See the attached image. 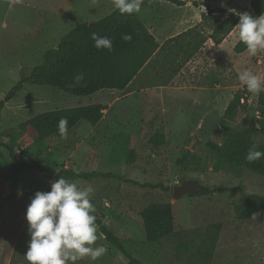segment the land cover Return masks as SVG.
Instances as JSON below:
<instances>
[{"label": "rangeland", "instance_id": "rangeland-1", "mask_svg": "<svg viewBox=\"0 0 264 264\" xmlns=\"http://www.w3.org/2000/svg\"><path fill=\"white\" fill-rule=\"evenodd\" d=\"M211 1L225 8L211 7L219 18L217 22L212 21L214 24L227 18L229 10L237 12L234 16H238V21L232 29L235 28L234 36L238 40L236 25L239 14L247 10L248 0ZM165 6L170 5L164 0H150L135 13L146 25L157 24L163 28L170 25ZM207 8L210 9L209 5ZM115 9L113 0H0V101H5L0 112V142L12 146L17 160L35 162L43 167L42 171H23L16 194L5 200V210L0 216V264H28L25 253L31 237L27 206L35 192L51 190L55 181L52 170L68 169L114 174L109 178H75L69 182L83 188L92 187L90 198L96 201L103 223L120 238L132 257L146 264H204L202 252L209 246L213 248L207 254L208 264H264V218L239 221L234 212L243 194L264 195V176L220 163L207 146L209 141L222 143L223 138L241 124L244 115L249 114L250 121L253 118L258 129L262 115L255 108V100L264 91L249 92L239 81L237 91H242V97L247 100L248 112L239 111L234 121L220 116L212 119L211 124L203 121L195 135L196 124L186 127L194 122L190 118L199 111L189 118L182 112L167 118L169 125L171 122L175 125V135L170 132L160 145L148 141L150 136L162 134L153 127L159 120L145 118L148 110L156 114L161 111L162 104L155 91L148 92L152 97H147L146 93L117 101L122 94L118 90L102 89L81 96L52 86L24 83L13 94L12 88L23 76H28L34 66L42 63L46 52L56 48L75 25L99 20ZM232 19L229 17L228 23ZM213 28L204 31L212 33ZM158 56L157 53L151 60L153 64L156 58L159 60ZM238 60L242 72L246 59L239 57ZM251 60L262 68L263 72L256 74L264 80V50L251 56ZM226 64L224 59L218 66L225 69ZM162 71L166 72L163 66ZM146 72L139 75L145 80L137 83H161L156 77L159 74L152 77ZM237 76L239 78V74ZM227 79L237 80L233 73ZM146 97L147 105L142 103ZM96 103L103 108L98 124L80 121L73 127L78 131H73L75 134L72 132L67 139L50 136L38 141L34 132L18 126L43 112ZM198 108L201 107L198 105ZM158 128L161 127L158 125ZM170 129L172 131V126ZM0 153L1 191L6 196L10 191L13 162L5 146L0 145ZM178 159L182 161L180 164ZM125 179L161 185L137 187ZM188 179L197 180L200 188L220 189L207 195L186 194L179 199L173 198L172 187ZM151 202L171 204L176 236L148 243L139 212ZM96 235L98 239L92 247L103 245L107 251L96 260L86 256L75 264H127V258L106 241L97 226Z\"/></svg>", "mask_w": 264, "mask_h": 264}, {"label": "trees", "instance_id": "trees-1", "mask_svg": "<svg viewBox=\"0 0 264 264\" xmlns=\"http://www.w3.org/2000/svg\"><path fill=\"white\" fill-rule=\"evenodd\" d=\"M149 1L143 0L141 7ZM165 1L177 5L183 4V0ZM249 9L255 16L262 15L264 13V0H250ZM234 15V12H230L228 17L219 24L213 23L214 30L211 33V38L215 43H219L237 23L238 16ZM229 17H233L231 23H228L230 21L228 20ZM90 23L80 22L64 35L56 48L46 52L43 62L34 66L30 74L23 76L12 88L13 94L24 83L52 86L81 96L90 95L102 89L123 90L158 48L154 36L139 20L135 12L130 15H122L118 9H115L103 18ZM93 33L100 37L110 38L112 50L109 51L107 48L97 49L95 41L92 39ZM128 34L132 38L126 41L123 36ZM233 49L236 53H241L247 48L238 40ZM242 98V91L234 93L224 110L223 118L234 121L239 111L248 112V105L246 101H241ZM4 102L3 100L0 101V112L4 107ZM255 108L262 115L258 129L255 127V120L252 118V121H250L251 116L247 114L244 115L245 118H243L241 124L223 138L222 143L217 144L209 141L207 146L218 156L220 163L232 168H245L264 176V157L252 163L246 160V155L252 145L257 144L259 145L258 150L264 151V138H262L264 134V93L259 94L256 98ZM102 109V105L98 103L55 109L33 116L21 122L18 126L20 129L34 132L38 141L50 136L61 138L58 131V123L61 118H67L69 132L80 121H87L91 125H96L102 118ZM148 141L151 144L160 145L165 142V137L162 134H155L150 136ZM0 145L6 147L13 162L10 191L6 196L2 194L0 182L1 216L5 210V200L13 197L17 192L22 172L29 169L42 171L43 167L35 162L17 160L10 144L0 142ZM181 162V159L177 160L178 164ZM52 172L55 180L59 177H64L68 181L75 178L114 177V174L110 172L101 171L83 172L68 169L57 172L52 170ZM125 181L137 187L155 188L161 185L152 184L151 182L142 183L131 179H125ZM219 189V187L210 189L204 186L201 187L200 194L207 195ZM242 199V202L234 207L237 220L251 219L253 213H259L256 217L264 218V195L248 193L243 194ZM90 201L95 207L93 213L96 217L95 225L106 241L127 258V264H146L131 256L120 238L103 223L98 215L96 201L91 198ZM139 217L148 243H155L177 235L175 234L172 206L168 202H151L147 204L140 210ZM209 247L202 252L204 264H208L210 259L207 254L211 253L213 246Z\"/></svg>", "mask_w": 264, "mask_h": 264}, {"label": "crops", "instance_id": "crops-1", "mask_svg": "<svg viewBox=\"0 0 264 264\" xmlns=\"http://www.w3.org/2000/svg\"><path fill=\"white\" fill-rule=\"evenodd\" d=\"M164 2L170 5L165 6L168 10L166 15L170 25L162 28L157 24L146 25L142 21L157 41L158 48L126 88L118 90L122 94L117 101L120 99L126 100L132 96L140 97L146 93L147 97H152L148 92L155 91L162 104L161 111L156 114L148 110L145 118L159 120V124L153 125V127L162 131L166 141V135L170 132H173L172 134L175 132L173 130L174 123L171 122V125H169L167 118L176 117L180 112L185 113L184 115L189 118L192 113L199 111L193 114L192 117L194 118H190L191 120L194 119V122H191L186 127L190 128L196 124L197 128L193 131L194 135L199 130V127L202 126L203 121H209L206 124H211L210 121L212 119H218V116L221 119L223 118L224 110L232 99L231 95L233 96L234 91L240 88V80L237 76L241 73L239 57L246 59V67L242 66V72L251 70L256 74L257 71L261 73L263 70L255 64L254 60L252 62V55L248 53L247 49L241 53L234 51L233 47L236 41L239 40L234 36L235 28L231 29L219 43L214 42L210 31H206L207 34L205 33L204 30L208 28L211 30L213 26L210 24L217 22L219 18H216V14H205L199 9V6L203 4V6L207 7L209 5V11L212 12V6L224 8L222 4L213 3L211 0H183L181 5L165 0ZM249 4L250 0L247 1L246 12L253 17H258L249 9ZM229 12L237 13L233 9L229 10ZM203 22H206V26ZM157 53L159 60L157 61L156 58L153 64L151 60ZM161 55H164V57H161ZM224 59L227 63L226 65H228L225 69L223 66H218V63L224 62ZM151 65L155 66L154 69ZM162 66L166 68V72L162 71ZM258 68L259 70H257ZM142 72H146V75L148 74L152 77L156 76L154 74H159L156 77L161 80V83L150 85L137 83L145 80L144 77L139 78ZM230 73L235 75L236 81L227 79ZM147 97L142 102L145 105L149 101ZM198 105L201 108H198ZM164 119L166 120L163 121ZM143 125L144 121L142 122ZM158 125L161 128H158ZM171 126L172 131L170 129ZM94 128L95 126L92 127L91 131ZM73 131L76 132L78 130L73 129L68 132V135ZM73 141H76V139L74 138Z\"/></svg>", "mask_w": 264, "mask_h": 264}, {"label": "clouds", "instance_id": "clouds-1", "mask_svg": "<svg viewBox=\"0 0 264 264\" xmlns=\"http://www.w3.org/2000/svg\"><path fill=\"white\" fill-rule=\"evenodd\" d=\"M143 0H113V5L123 14L139 12ZM239 41L246 45L250 55L264 50V14L253 17L247 12L239 14ZM131 35L123 39L131 40ZM97 49L112 50L108 37L92 34ZM239 80L252 93L264 91V80L251 70L239 74ZM58 131L62 139L68 137L67 118H61ZM259 145H252L246 155L249 163L264 157ZM91 186L79 187L64 177L51 184L50 191H37L26 209L30 241L25 258L28 264H75L77 260L90 257L96 260L107 250L103 245L92 247L98 239L93 215L95 207L90 201ZM259 213H253V218Z\"/></svg>", "mask_w": 264, "mask_h": 264}, {"label": "water", "instance_id": "water-1", "mask_svg": "<svg viewBox=\"0 0 264 264\" xmlns=\"http://www.w3.org/2000/svg\"><path fill=\"white\" fill-rule=\"evenodd\" d=\"M200 191L201 188L199 182L195 179L184 180L180 184L174 185L172 187V195L175 199H179L186 194L198 195L200 194Z\"/></svg>", "mask_w": 264, "mask_h": 264}, {"label": "built area", "instance_id": "built-area-1", "mask_svg": "<svg viewBox=\"0 0 264 264\" xmlns=\"http://www.w3.org/2000/svg\"><path fill=\"white\" fill-rule=\"evenodd\" d=\"M201 10H202V12L204 11L205 14H209V13H211L212 15L215 14L213 11L210 12V11L208 10V8L205 7V6H201ZM241 101H242V102H243V101H246V102H247V100H244V98H242ZM258 113H259V111H258ZM259 114H260V113H259ZM220 129L222 130L221 127H220Z\"/></svg>", "mask_w": 264, "mask_h": 264}]
</instances>
